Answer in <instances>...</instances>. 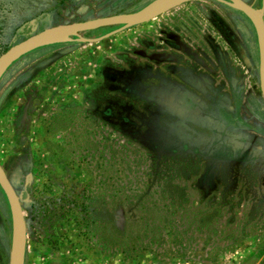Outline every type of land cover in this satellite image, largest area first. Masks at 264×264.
I'll return each instance as SVG.
<instances>
[{
  "label": "rangeland",
  "instance_id": "obj_1",
  "mask_svg": "<svg viewBox=\"0 0 264 264\" xmlns=\"http://www.w3.org/2000/svg\"><path fill=\"white\" fill-rule=\"evenodd\" d=\"M162 1L0 0V56ZM243 1L264 19V0ZM117 29L59 37L0 73V165L24 213L23 264H264L254 25L227 0H194L95 41ZM11 239L0 187V264Z\"/></svg>",
  "mask_w": 264,
  "mask_h": 264
},
{
  "label": "water",
  "instance_id": "obj_2",
  "mask_svg": "<svg viewBox=\"0 0 264 264\" xmlns=\"http://www.w3.org/2000/svg\"><path fill=\"white\" fill-rule=\"evenodd\" d=\"M194 0H171L170 2L151 10L152 7L135 13L110 16L97 20L61 25L45 30L25 41L13 46L0 56V73L6 70L22 55L36 50L41 46L62 36H77L84 32L94 31L107 27H118L117 30L95 40L101 42L117 36L130 27L148 24L161 16L175 10ZM244 16H246L256 29L260 53V91L264 102V19L263 12L254 9L243 0H227ZM0 187L7 197L12 216V239L9 264H23V244L25 232V218L23 209L11 182L0 165Z\"/></svg>",
  "mask_w": 264,
  "mask_h": 264
},
{
  "label": "flooded vegetation",
  "instance_id": "obj_3",
  "mask_svg": "<svg viewBox=\"0 0 264 264\" xmlns=\"http://www.w3.org/2000/svg\"><path fill=\"white\" fill-rule=\"evenodd\" d=\"M167 36H168V35H167ZM100 38H101V37H100ZM172 45H173V44H171L170 46H171V47L175 46V45H173V46H172ZM175 52H176V51H175ZM147 75H149V74H147ZM146 77H148V76H146ZM148 79H149V77H148ZM165 85H166V84L163 85V88L168 87V86H165ZM175 86H177V84H175ZM170 87H171V86H170ZM161 90H162V88L160 89V94L162 95L163 98H164V95H163V94H165V92H164L165 90H167V92H169V93L172 91L171 88L164 89L163 91H161ZM162 97H161V98H162ZM161 98H160V95H159V98H158V99H161ZM127 109H128V107H127ZM112 111H113V110H109V111H108L109 115H106V116H107V117H111L112 115H114V113H113ZM262 182H264V179H260V180L258 181V184H260V185L262 186ZM260 185H259V186H260ZM240 196H241V194H239V197H240ZM220 208H221V207H219V208L216 209L215 211H218V212H219ZM221 214H222V211H221L218 215H216L215 219L213 220L214 223H215V221H219V220L221 219V218H220V215H221ZM211 221H212V220H211ZM211 224H212V223H210L209 225H207V228L210 229V230H212V228H213V227L211 226ZM231 226H232V225H231ZM228 227H230V226H228ZM233 232H234V234H237L239 231H238V230H237V231L234 230ZM223 233L225 234V232H223Z\"/></svg>",
  "mask_w": 264,
  "mask_h": 264
},
{
  "label": "bare ground",
  "instance_id": "obj_4",
  "mask_svg": "<svg viewBox=\"0 0 264 264\" xmlns=\"http://www.w3.org/2000/svg\"><path fill=\"white\" fill-rule=\"evenodd\" d=\"M170 1H171V0H164V1H162V2H157L158 4H156L153 8H151V10L156 9V8H158L159 6H162V5H164V4H166V3L170 2Z\"/></svg>",
  "mask_w": 264,
  "mask_h": 264
},
{
  "label": "trees",
  "instance_id": "obj_5",
  "mask_svg": "<svg viewBox=\"0 0 264 264\" xmlns=\"http://www.w3.org/2000/svg\"><path fill=\"white\" fill-rule=\"evenodd\" d=\"M241 197H242V194H241ZM201 227H202L203 231H204V230H208V231H210V229H208L207 226H205V225H201Z\"/></svg>",
  "mask_w": 264,
  "mask_h": 264
}]
</instances>
